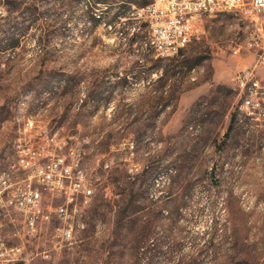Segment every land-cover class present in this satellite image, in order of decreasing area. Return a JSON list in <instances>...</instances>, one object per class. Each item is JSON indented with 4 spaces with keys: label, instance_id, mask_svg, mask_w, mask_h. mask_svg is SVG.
<instances>
[{
    "label": "rangeland",
    "instance_id": "obj_1",
    "mask_svg": "<svg viewBox=\"0 0 264 264\" xmlns=\"http://www.w3.org/2000/svg\"><path fill=\"white\" fill-rule=\"evenodd\" d=\"M150 1H0V157L35 117L45 140L76 137L95 188L72 242L56 219L9 227L0 264H264V62L235 53L258 18L206 16L166 58L136 15ZM255 67L249 114L236 76Z\"/></svg>",
    "mask_w": 264,
    "mask_h": 264
},
{
    "label": "built area",
    "instance_id": "obj_2",
    "mask_svg": "<svg viewBox=\"0 0 264 264\" xmlns=\"http://www.w3.org/2000/svg\"><path fill=\"white\" fill-rule=\"evenodd\" d=\"M237 11L253 13L258 20L253 33L257 38L244 48L235 49V53L255 49L259 53L258 62H264V0H151L136 15L146 21L153 33V40L149 41H154L157 55L174 58L198 34L204 17ZM4 15L5 7L0 2V19ZM256 67L244 69L236 76L242 99L240 108L251 107L249 114L262 106L263 92ZM43 127L46 126L36 123L33 117L30 129L14 133L20 134L18 154L5 163L7 174L0 178V257L9 253L6 240L9 227L14 230L11 238L21 237V231L34 237L56 219L61 222L56 228L58 238L72 242L75 220L82 217L95 193L84 166L85 152L76 137L67 140L53 132V139L45 140ZM43 255L49 258L50 252Z\"/></svg>",
    "mask_w": 264,
    "mask_h": 264
},
{
    "label": "bare ground",
    "instance_id": "obj_3",
    "mask_svg": "<svg viewBox=\"0 0 264 264\" xmlns=\"http://www.w3.org/2000/svg\"><path fill=\"white\" fill-rule=\"evenodd\" d=\"M150 37L153 40V33H150ZM153 45H154V41H152ZM19 150V149H18ZM18 154V152L16 153ZM8 154L5 153L3 156L0 157V163L3 165V167H0V178H3V176L5 174H7V166H5V163L16 158L17 155L15 156H7ZM7 156V158L5 159V157Z\"/></svg>",
    "mask_w": 264,
    "mask_h": 264
},
{
    "label": "trees",
    "instance_id": "obj_4",
    "mask_svg": "<svg viewBox=\"0 0 264 264\" xmlns=\"http://www.w3.org/2000/svg\"><path fill=\"white\" fill-rule=\"evenodd\" d=\"M147 4V3H146ZM145 5V4H144ZM118 17H126V13H119L118 15H117Z\"/></svg>",
    "mask_w": 264,
    "mask_h": 264
}]
</instances>
